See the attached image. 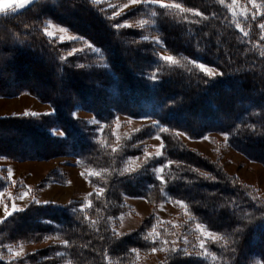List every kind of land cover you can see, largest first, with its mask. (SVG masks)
<instances>
[{
	"label": "trees",
	"instance_id": "trees-1",
	"mask_svg": "<svg viewBox=\"0 0 264 264\" xmlns=\"http://www.w3.org/2000/svg\"><path fill=\"white\" fill-rule=\"evenodd\" d=\"M163 1L181 7L140 4L113 17L111 8L94 0H36L0 15V95L29 93L54 109L0 117V157L73 154L104 174L102 192L92 193L89 206L81 201L65 206L33 202L5 218L0 223V264H130L137 252L159 248L161 241L152 240V232L163 236L169 231L153 216L133 232L112 229V219L124 209V194L144 196L153 206L165 194L181 200L196 221L219 235L207 243L213 258L168 249L157 264L264 263V198L176 134L199 138L222 132L236 149L264 165V0L263 16L239 21L222 0ZM140 18L151 26L122 25ZM49 19L99 48L103 61L96 54L71 53L79 40L48 38L44 28ZM149 33L158 35L176 61L159 56L161 48L146 37ZM198 62L219 73L206 74ZM77 106L105 124V143L92 125L73 115ZM118 113L155 117L158 125H144L134 140L159 134L161 158L132 173L123 170L127 157L140 152L131 143L120 150L111 147ZM53 128L63 135L52 134ZM166 163L160 180L152 168ZM4 186L0 179V189ZM50 236L62 242L22 258L1 256L7 246Z\"/></svg>",
	"mask_w": 264,
	"mask_h": 264
},
{
	"label": "rangeland",
	"instance_id": "rangeland-1",
	"mask_svg": "<svg viewBox=\"0 0 264 264\" xmlns=\"http://www.w3.org/2000/svg\"><path fill=\"white\" fill-rule=\"evenodd\" d=\"M36 0H28L23 8H20L16 0H10L8 6L0 11L2 13H14L20 11ZM97 3H105L111 8V16H121L140 4L145 5H170L176 4L163 0H141L139 3L132 4L130 0H94ZM228 7L230 14L236 21L245 19L248 16H263L262 3L260 0H222ZM127 5V7H125ZM13 7L16 8L13 11ZM119 13V14H117ZM149 20L145 18L133 21H125L123 26L145 28L151 26ZM264 25V22L261 23ZM260 28L264 35V27ZM44 32L50 39L58 42H72L79 40L78 47L71 49V53L85 52L88 54H96L98 60L103 61L101 51L91 42L85 40L82 36L72 32L66 26L47 20ZM52 33L53 35H48ZM151 33H154L151 32ZM147 34V38H151L161 49L159 56L170 55L163 49V43L156 34ZM91 45L92 47H89ZM173 61L169 62H174ZM203 64L207 68L219 73L214 66L198 62L197 65ZM52 104L44 102L34 95L22 93L15 96L0 95V117L18 116V115H39L44 113H53ZM76 118L84 120L93 126V131L97 139L105 143L103 135L105 134V124L97 119L93 113L77 106L73 111ZM146 124L158 125V121L152 114H144L141 117H132L118 113L115 117L112 128L113 149H123L127 144L131 143V147H138L139 154L130 155L125 160L123 170L130 173L144 168L146 164L161 158L163 149L161 145L164 142L159 134L152 137L135 141L134 136ZM54 130L56 134H54ZM52 134L62 136L63 132L59 128H53ZM176 134L190 148L200 151L209 156L213 160H218L224 167L225 171L231 175L238 177L245 184L254 187L264 198V165L246 156L244 153L236 149L228 140L226 134L219 131H210L199 138H192L182 131H176ZM162 152L161 155L157 153ZM168 167L166 164H157L152 168L158 179L164 178V173ZM162 169V171H161ZM0 179H3L5 186L0 189V223L7 218L8 213L13 214L12 205L15 204L17 209L24 210L31 203L39 201L38 204L53 203L56 206H65L73 201H81L83 206H89L91 203L90 196L92 193L102 192L99 184L104 180L102 170L98 168L84 165L80 159L73 154L60 155L49 159H11L0 157ZM98 181V182H97ZM27 193L21 198L22 194ZM165 199L157 206H153L151 202L144 196L123 195L124 209L115 219H112L111 225L115 232L129 233L133 232L141 225L145 218L153 216L156 222L166 225L169 234L160 235L159 231L152 232V240L159 239L161 241L159 248L149 253L137 252L134 261L130 264H157L164 257L168 249H184L187 252L198 253L205 258H213L214 254L210 253L207 248L208 241L216 240L219 235L209 230L203 223L195 220L188 210L186 204L180 203L181 200L172 199L165 194ZM36 203V202H35ZM7 208V212L5 209ZM19 211V210H18ZM200 225L201 227H197ZM211 233V235H209ZM62 242L57 236H50L46 241L39 243H19L6 247V251L1 254L3 258L8 260L22 258L28 254L35 253L38 250L49 246L52 243ZM201 242L204 247L202 248ZM57 264H71L68 261ZM254 264H264L256 260Z\"/></svg>",
	"mask_w": 264,
	"mask_h": 264
},
{
	"label": "snow or ice",
	"instance_id": "snow-or-ice-1",
	"mask_svg": "<svg viewBox=\"0 0 264 264\" xmlns=\"http://www.w3.org/2000/svg\"><path fill=\"white\" fill-rule=\"evenodd\" d=\"M10 2V0H0V11H3L7 6H8V3ZM141 2V0H130V3L132 4H135V3H139ZM154 2H158V0H154ZM16 3L19 5L20 8H23L25 6V4L28 3V0H16ZM163 7H170V5H167V4H164L162 5ZM176 8H180L181 6L179 4H176L174 5ZM125 7H127V5H125ZM13 11L16 10L15 7H13L12 9ZM119 14V13H117ZM130 26V25H128ZM261 27H264V25H261ZM48 35H53L52 33H48ZM89 47H92L91 45H89ZM162 59L164 61H173L174 60V57L171 56V55H167V56H163ZM195 63V62H193ZM198 67L204 71L206 74L208 75H214V71L210 68H207L205 65L203 64H199ZM153 79H155V77H152ZM164 131H167V129H164ZM54 134H56L55 130H54ZM164 145H161V149H163ZM162 152H159L157 153V155H161ZM162 171V169H161ZM160 180H163V176L160 177ZM24 195H27V193H24L22 194L21 198H23ZM36 203H39V201H35ZM180 203H183L182 201ZM12 208H13V211H18V210H21V209H17L16 205L13 204L12 205ZM5 211L7 212V208L5 209ZM8 215H11V213H8ZM197 227H201L200 225H197ZM209 235H211V233H209ZM65 243H67V241H65ZM202 248L204 247V244L203 242H201V245H200ZM156 249L153 248V251H155Z\"/></svg>",
	"mask_w": 264,
	"mask_h": 264
},
{
	"label": "bare ground",
	"instance_id": "bare-ground-1",
	"mask_svg": "<svg viewBox=\"0 0 264 264\" xmlns=\"http://www.w3.org/2000/svg\"><path fill=\"white\" fill-rule=\"evenodd\" d=\"M196 220V219H195Z\"/></svg>",
	"mask_w": 264,
	"mask_h": 264
}]
</instances>
